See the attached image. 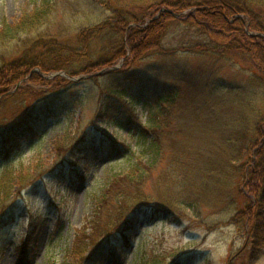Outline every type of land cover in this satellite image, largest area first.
Segmentation results:
<instances>
[{
  "label": "rangeland",
  "instance_id": "1",
  "mask_svg": "<svg viewBox=\"0 0 264 264\" xmlns=\"http://www.w3.org/2000/svg\"><path fill=\"white\" fill-rule=\"evenodd\" d=\"M42 1L0 0V22H16L23 14L39 7ZM51 1L52 12L34 33L43 32L59 43L71 46L76 45L79 30L100 23L110 15L111 8L119 4L118 0ZM147 5L148 2L143 4ZM169 7L163 3L160 10L167 11ZM135 10L139 11L137 8ZM154 17L147 18L145 22ZM261 35L264 36V33ZM203 40V36L194 28L174 23L162 45L165 48H178V55L167 57L153 52L135 62V74L141 77L131 88L136 103L119 106L109 121L93 117L101 97L100 94L96 95L97 87L104 84V78L97 82L88 76L91 73H107L114 66L120 68L123 59L114 66L94 67L89 73L79 72L75 75L63 69L46 72L35 65L22 81L16 82L11 92L19 88L23 92L24 87L33 86V89L44 90L45 93L38 96L21 93L8 100L0 112V127L16 120L26 108L37 102L42 109L56 108V111L40 121L33 136L22 138L17 149H13L9 156L3 157L0 142V177L6 168L16 173L20 169L25 172L27 167L30 168L28 171H32V167L38 165L52 171L34 183H26L12 198L15 207L9 210L11 215H2L0 264L113 262V257L105 253L93 260L82 261V253L73 250V243L77 231L91 218L89 216L96 200L112 176L128 170L136 156L143 161L146 159L147 152L138 133L142 126L148 127L145 123L147 118L157 113L154 106L143 102L155 104L156 94L161 87L175 85L181 94L175 102L164 103L163 114L156 120L162 126L156 131L164 155L152 169L146 191H157L153 186L160 178V172L172 177L188 164H193L190 152L198 151L197 165L202 162V157L217 161L229 153V145L226 144L228 135L232 129L250 124L252 111L237 101V96L240 98L245 94L243 89L226 93L215 89L211 81H220L223 85L237 82L247 85L251 61L231 53L220 58L183 53L184 47L181 46ZM16 47L15 43L6 46V61L11 60L18 69L17 64L24 52L20 53ZM62 55L66 57L67 54L63 52ZM78 61L79 64L85 63L84 66L90 63ZM79 64L76 62L75 65ZM35 71L45 78L64 72L69 78L58 75L72 81V84L67 88L65 83L62 88L54 84V89L48 85L31 84L25 77ZM81 76L86 78L80 80ZM70 77H78V80ZM263 86L259 81L256 88L261 90ZM76 96L82 99L75 103L73 99ZM20 98H24L25 105L19 103ZM253 103L259 110V117L264 118V103L260 98ZM116 118L122 119L128 127L121 128L115 123ZM102 139L114 140L115 143L105 142L102 153L98 155L89 145ZM75 140H79V144L74 148L71 159L74 165L66 162L58 169L56 165L61 151L58 148ZM126 145L129 146L127 151L124 150ZM217 170L215 173L218 175L210 181L208 186L211 188L203 193L205 200H202L196 212L183 209L184 215L178 220L167 215L165 210L160 216L154 217L150 211H145L143 216L134 218L132 224L135 228L127 231L126 264L173 249L183 258H188L186 264H264V181L242 180L240 175L232 173L230 165ZM257 238L261 243L254 241Z\"/></svg>",
  "mask_w": 264,
  "mask_h": 264
},
{
  "label": "trees",
  "instance_id": "2",
  "mask_svg": "<svg viewBox=\"0 0 264 264\" xmlns=\"http://www.w3.org/2000/svg\"><path fill=\"white\" fill-rule=\"evenodd\" d=\"M118 2L116 7L111 8L110 15L100 23L79 30L74 46L61 44L43 32L34 33L52 12L51 0H43L39 7L23 14L12 24L2 20L0 112L8 100L21 93L38 96L44 92L33 89V86L24 87L23 92L20 88L16 92H11L16 82L22 81L35 65H39L46 72L63 69L66 73L75 75L79 72L89 73L94 67L114 66L123 59L120 68L108 70L107 73L106 71L91 73L88 76L97 82L98 79L104 78V84L97 87L96 95L100 94L101 97L93 117L109 121L119 106L124 103L130 105L136 103L131 88L141 77L135 74L133 68L135 62L153 52L167 57L178 55V48H165L162 43L171 26L179 23L187 28H194L205 39L181 46L184 47V54L189 55L192 52L194 55L207 54L220 58L231 53L250 59L251 68L248 69L247 85L240 82L223 85L220 81H211V85L226 93L243 89L245 94L240 98L237 96V101L245 107L248 106L253 116L250 124L231 130L226 141L230 149L227 157L224 156L217 161H212L211 157L207 160L202 157V162L197 165L198 151L190 152L193 155V164H188L172 177L160 172V178L153 186L157 191L150 193L145 190L146 183L152 178V169H155L157 162L164 155L157 132L162 126L156 120L163 114L164 103L175 102L181 91L175 85L161 87L160 90H156L159 92L156 94L155 104L143 102L154 106L157 113L156 116L147 118L145 123L148 127L142 126L138 133L143 139L147 152L146 159L143 161L136 156L128 170L112 176L107 187L97 198L93 212L89 216L91 218L77 231L73 243V250L82 253V261L93 260L102 255L101 253H105L113 257L111 264H126L129 242L127 231L135 228L132 222L137 215L143 216L145 211H150L155 217L160 216L165 210L167 215H172L178 220L184 215L183 209L196 212L202 200H205L203 193L211 188L208 186L210 181L218 175L215 172L223 166L230 165L232 173L240 175L242 180L259 183L264 181V118L259 117V110H256L253 103L258 98L264 103V36L261 35L264 33V0H118ZM146 2L148 5L143 6ZM163 3H167L170 10L161 11L160 6ZM136 8L139 11L136 12ZM157 12L159 14L154 17ZM152 17L154 18L145 22L147 18ZM10 43H15L20 53L24 52L17 64L18 69L11 60L6 61V46ZM63 52L67 54L66 57L62 55ZM78 59L81 62H90L89 66H84L85 63L79 64ZM76 62L79 66L75 65ZM25 79L31 84L48 85L51 89H54V84L61 88L64 83L66 88L72 84V81L62 75L56 74L51 78H45L36 71L28 74ZM259 81H262L261 90L256 88ZM18 91L20 93H17ZM22 99H19V103L25 105L24 98ZM81 99V96H76L73 102ZM39 105L37 102L26 108L16 120L0 127L3 157L9 156L13 149H17L22 138L33 136L40 126V121L56 111V108L42 109ZM115 123L121 128L128 127L120 118H116ZM78 141L58 148L61 150L56 165L58 169L66 162L74 165L71 159L75 153L74 148L76 149L79 144ZM112 141L102 139L99 143L90 144L89 148L100 155L105 142L115 143ZM84 144L85 142L82 145ZM125 148L127 151L129 146L126 145ZM29 169L27 167L25 172L20 169L13 173L12 169L6 168L1 175L0 219L4 213L11 215L12 212L9 210L15 207L12 203L15 193L23 189L26 183H34L52 171L38 165H34L32 171H28ZM262 188L263 185L260 186L259 192ZM262 201L264 202V199ZM254 241L261 243L258 238ZM182 256L173 249L166 253L148 255L132 264H186L188 258Z\"/></svg>",
  "mask_w": 264,
  "mask_h": 264
},
{
  "label": "water",
  "instance_id": "3",
  "mask_svg": "<svg viewBox=\"0 0 264 264\" xmlns=\"http://www.w3.org/2000/svg\"><path fill=\"white\" fill-rule=\"evenodd\" d=\"M113 68H116V66H114ZM55 74H62V75H64L65 77H68L69 78V76L68 75H66L64 72H57V73H54V74H52V75H50V76H53V75H55ZM49 76V77H50ZM82 78H84V76H81ZM79 78V79H82V78ZM72 80H78V77H76V78H73V77H70Z\"/></svg>",
  "mask_w": 264,
  "mask_h": 264
}]
</instances>
